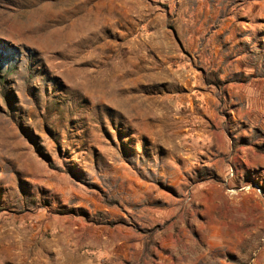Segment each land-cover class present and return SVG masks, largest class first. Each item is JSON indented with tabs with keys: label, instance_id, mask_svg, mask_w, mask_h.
Returning a JSON list of instances; mask_svg holds the SVG:
<instances>
[{
	"label": "rangeland",
	"instance_id": "1",
	"mask_svg": "<svg viewBox=\"0 0 264 264\" xmlns=\"http://www.w3.org/2000/svg\"><path fill=\"white\" fill-rule=\"evenodd\" d=\"M0 264H264V0H0Z\"/></svg>",
	"mask_w": 264,
	"mask_h": 264
},
{
	"label": "bare ground",
	"instance_id": "2",
	"mask_svg": "<svg viewBox=\"0 0 264 264\" xmlns=\"http://www.w3.org/2000/svg\"><path fill=\"white\" fill-rule=\"evenodd\" d=\"M128 59V58H127ZM126 59V60H127ZM166 71V70H165ZM174 75L176 76V77H178L177 76V74L176 73H174ZM181 77V76H180ZM123 81V80H122ZM180 82V81H179ZM146 101V100H145ZM129 102V101H128ZM142 102H143V100H142ZM126 104V103H125ZM152 105V104H151ZM118 106V105H117ZM153 106H155V105H153ZM126 107V106H125ZM142 107V106H141ZM127 109V108H126ZM134 109V108H133ZM143 109V108H142ZM129 111H130V109H128ZM149 110H154V111H157L156 109H154L153 107H149ZM161 110V109H160ZM145 111H146V109H145ZM149 112H151V111H148V113ZM159 112V111H158ZM161 113H163V112H161ZM147 114V113H146ZM148 115V114H147ZM159 115V114H158ZM165 115V114H164ZM150 116V115H149ZM160 116V115H159ZM128 117H129V115H128ZM160 122V121H159Z\"/></svg>",
	"mask_w": 264,
	"mask_h": 264
},
{
	"label": "trees",
	"instance_id": "3",
	"mask_svg": "<svg viewBox=\"0 0 264 264\" xmlns=\"http://www.w3.org/2000/svg\"><path fill=\"white\" fill-rule=\"evenodd\" d=\"M211 81V80H210ZM214 82L215 83H217V80H214ZM31 201V203H35L36 202V200H34V199H32V200H30ZM113 203V202H112Z\"/></svg>",
	"mask_w": 264,
	"mask_h": 264
}]
</instances>
